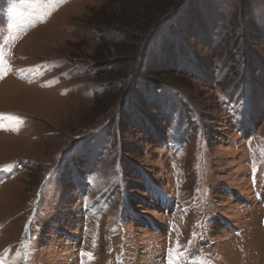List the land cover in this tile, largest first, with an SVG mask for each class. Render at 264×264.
<instances>
[{
    "label": "rangeland",
    "instance_id": "374dc122",
    "mask_svg": "<svg viewBox=\"0 0 264 264\" xmlns=\"http://www.w3.org/2000/svg\"><path fill=\"white\" fill-rule=\"evenodd\" d=\"M133 1L0 0V264H264V0Z\"/></svg>",
    "mask_w": 264,
    "mask_h": 264
},
{
    "label": "trees",
    "instance_id": "16d2710c",
    "mask_svg": "<svg viewBox=\"0 0 264 264\" xmlns=\"http://www.w3.org/2000/svg\"><path fill=\"white\" fill-rule=\"evenodd\" d=\"M144 0H142L141 2H134L132 3V6L130 7V10H125V8L121 5H119V11L120 13H122L123 15H127L128 17H130L129 22H125V23H119V22H116V24H122V28L121 29H126L127 27L128 28H132L133 27V21L136 20L140 17V16H143L144 14V10H148V9H153V4L154 2L152 3V0H145L146 2L144 3L143 2ZM181 0H168L166 4V9H163L161 11V13H165V11L169 8V7H173V6H176L177 4L180 3ZM133 5H134V9H133ZM93 15V16H92ZM91 16L92 17H95L96 13L92 14ZM153 18V19H152ZM151 19H145V23H144V28L143 29H146L144 33H148L155 25L156 23L158 22V15L155 16V17H152ZM102 19H106V18H103V17H100V18H97L95 22H92L90 21V24H95V25H98V26H113V25H110V24H113V23H109L107 21H101ZM107 24V25H106Z\"/></svg>",
    "mask_w": 264,
    "mask_h": 264
},
{
    "label": "snow or ice",
    "instance_id": "6c2138e0",
    "mask_svg": "<svg viewBox=\"0 0 264 264\" xmlns=\"http://www.w3.org/2000/svg\"><path fill=\"white\" fill-rule=\"evenodd\" d=\"M0 59H2V56H0ZM3 63H4V71L6 73L7 71L10 70V66L7 65V62L6 61H3ZM179 247H180L179 246V243L177 242L176 247L174 249H170L169 250L170 254L172 255V258L174 260H177V261L181 258L182 255H184L183 253H181L179 251ZM82 255L87 256L89 259H93L94 258L92 256V253H90V252H82Z\"/></svg>",
    "mask_w": 264,
    "mask_h": 264
},
{
    "label": "bare ground",
    "instance_id": "6f19581e",
    "mask_svg": "<svg viewBox=\"0 0 264 264\" xmlns=\"http://www.w3.org/2000/svg\"><path fill=\"white\" fill-rule=\"evenodd\" d=\"M67 7V6H66ZM23 84V83H22ZM20 90H21V88H20ZM15 92V91H14Z\"/></svg>",
    "mask_w": 264,
    "mask_h": 264
}]
</instances>
